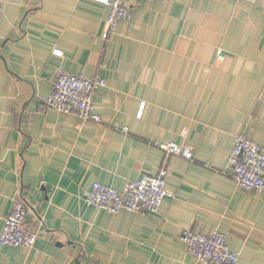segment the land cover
I'll return each mask as SVG.
<instances>
[{
	"label": "crops",
	"instance_id": "obj_1",
	"mask_svg": "<svg viewBox=\"0 0 264 264\" xmlns=\"http://www.w3.org/2000/svg\"><path fill=\"white\" fill-rule=\"evenodd\" d=\"M127 3L111 30L91 0H0V234L15 197L38 234L35 248L0 244V264H202L187 229L218 230L239 264H264V194L229 167L236 136L264 146V0ZM58 68L106 79L100 122L45 104ZM163 166L172 196L158 213L84 199Z\"/></svg>",
	"mask_w": 264,
	"mask_h": 264
},
{
	"label": "built area",
	"instance_id": "obj_2",
	"mask_svg": "<svg viewBox=\"0 0 264 264\" xmlns=\"http://www.w3.org/2000/svg\"><path fill=\"white\" fill-rule=\"evenodd\" d=\"M91 1L110 8L107 22L111 30L131 16V6L127 3L130 0ZM248 1L254 3L257 0ZM218 58H225L221 51ZM105 86L106 79L102 76L87 78L58 68L52 92L45 98V104L66 114L76 113L83 120L100 122L102 118L95 113L94 99ZM157 144L167 154L193 158L192 150L176 142ZM229 167L241 189L264 194V146L253 141L248 134L236 136ZM167 176L168 170L163 166L157 175L144 174L136 180H130L123 191L96 182L87 191L84 199L89 205L108 213L122 210L158 213L163 200L172 196V192L166 187ZM27 214L25 203L15 197L0 234L2 246L35 248L38 234L25 227ZM181 239L186 244L188 253L202 264H239L240 253L230 247L227 237L218 230L203 234L187 229L182 233Z\"/></svg>",
	"mask_w": 264,
	"mask_h": 264
}]
</instances>
